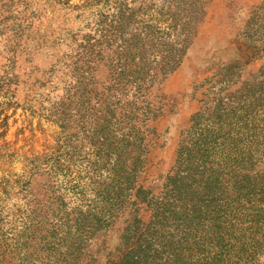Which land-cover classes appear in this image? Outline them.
I'll return each instance as SVG.
<instances>
[{"label": "rangeland", "instance_id": "374dc122", "mask_svg": "<svg viewBox=\"0 0 264 264\" xmlns=\"http://www.w3.org/2000/svg\"><path fill=\"white\" fill-rule=\"evenodd\" d=\"M0 264H264V0H0Z\"/></svg>", "mask_w": 264, "mask_h": 264}]
</instances>
